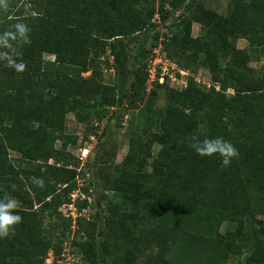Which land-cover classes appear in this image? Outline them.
Instances as JSON below:
<instances>
[{
    "label": "trees",
    "instance_id": "obj_1",
    "mask_svg": "<svg viewBox=\"0 0 264 264\" xmlns=\"http://www.w3.org/2000/svg\"><path fill=\"white\" fill-rule=\"evenodd\" d=\"M185 1L172 2L170 10L162 8L160 24L190 11L194 0L183 12ZM227 1L228 16L208 17L206 37L189 40L215 45L221 59L234 49L230 40L238 34L253 47L264 46L260 25L264 0ZM6 2L7 10L0 9V34L14 31L12 26L22 22L30 29L31 42H13L25 72L0 62V199L14 197L22 217L15 235L0 239V264H46L49 253L61 252L70 231L60 208L71 204L69 196L77 188L79 174V161L67 152L65 115L92 90L103 114L110 112L118 124L123 118L119 101L137 107L150 99L148 64L143 55L133 56L131 47L137 35L155 26L154 12L143 17L135 9L138 0ZM109 40L118 84L94 87L83 74L95 61L93 53L103 54ZM213 53L207 47L209 59ZM45 55L53 59L46 60ZM155 86L161 87L158 82ZM183 91L190 113L170 103L165 109L162 124L182 135L162 141L155 174L121 165L114 176L101 175L108 192L102 209L105 238L98 245L97 221L79 219L81 237L75 242L93 263L137 264L145 244L156 250L152 264H227L238 246L229 252L228 244L238 239L247 242L245 264H264V223L249 225L253 204L264 205V79L237 87L238 117L225 120L217 115L202 137L194 133L206 120L202 94L190 87ZM216 137L238 150L229 167H223L218 156L200 157L190 147ZM59 142L61 149L56 147ZM10 153L20 157L13 159ZM33 177L44 181L42 189L32 183ZM154 187L166 190L154 195L143 210ZM224 224L233 229L221 233Z\"/></svg>",
    "mask_w": 264,
    "mask_h": 264
},
{
    "label": "rangeland",
    "instance_id": "obj_2",
    "mask_svg": "<svg viewBox=\"0 0 264 264\" xmlns=\"http://www.w3.org/2000/svg\"><path fill=\"white\" fill-rule=\"evenodd\" d=\"M174 1L176 0H138L135 9L142 13L143 17L154 12L151 24L155 26L136 36L131 52L133 56L143 55L148 64L155 57L154 51L159 49L158 51L178 70L186 73L188 87L202 94L203 115L206 120L194 130L195 135L202 137V133L209 126L208 122L217 115L225 120L238 117L237 107L240 99L236 92L237 87L242 83H257L264 79V46L253 47L246 36L238 34L230 40L234 49L221 59L219 49L215 48V45H208L205 40L200 44L189 43V40H203L206 37L208 17L226 18L230 11L228 1L194 0L190 11H186L182 16L176 13L168 19L167 25L160 24L161 9L170 10V4ZM190 1H185L183 12ZM262 15L264 16V9ZM262 21L263 23L260 20V25L264 26V19ZM111 42H106L103 54L93 53L95 61L89 71L83 74L94 87H115L118 84L111 56ZM207 47L214 51L210 59L207 57ZM44 57L46 60L53 59L51 55ZM155 68L162 73L159 66ZM148 70L147 67V75ZM235 71H239L240 75L237 76ZM156 82L155 80L147 83L148 97H151L137 107H128L124 101L118 102L123 115L121 124H118L117 118L111 116L110 112L103 114L98 105V95L93 90L80 99L75 111L65 115L67 152L79 161V174L77 188L69 196L71 204L60 208L62 216L70 224V231H67L57 257L69 254L76 258L75 264H96L75 242H79L81 237L77 226L79 219L97 221L95 239L98 245L105 238L102 209L105 205L103 199L108 192L102 184L101 175L107 173L114 176L121 165H127L142 173L155 174L156 159L162 141H173L181 137L182 131L162 124L164 112L170 103L189 114L190 102H185V91L176 92L170 86L168 78H165L163 84L158 82L160 88L155 86ZM153 91L154 96L151 95ZM56 147L61 149V143H57ZM10 156L13 159L20 157L16 153H10ZM165 190L154 187L153 192L148 191L143 210L150 205L154 195ZM251 211L249 225L258 221L264 223L262 203H254ZM148 227L145 224L144 228ZM231 229V226L224 224L221 233ZM238 241L235 239L232 244H228L229 252L238 246L227 264H245L249 254L247 242ZM155 257V248L144 244L137 264H152Z\"/></svg>",
    "mask_w": 264,
    "mask_h": 264
},
{
    "label": "clouds",
    "instance_id": "obj_3",
    "mask_svg": "<svg viewBox=\"0 0 264 264\" xmlns=\"http://www.w3.org/2000/svg\"><path fill=\"white\" fill-rule=\"evenodd\" d=\"M7 8L6 0H0V9L7 10ZM12 27L14 31L0 34V62H4L5 67L11 68L17 73H23L26 70V65L23 62H17L19 53L14 48L13 42L17 45L30 44V29L22 22H17ZM3 49L7 51H2ZM190 147L200 157L214 158L218 156L223 167H229L239 155L234 145L222 137L196 141ZM32 183L41 189L44 187L42 179L33 177ZM12 187L15 189V185ZM17 209L18 201L14 197L5 196L0 199V239L15 235L16 228L22 223V217L17 214Z\"/></svg>",
    "mask_w": 264,
    "mask_h": 264
},
{
    "label": "built area",
    "instance_id": "obj_4",
    "mask_svg": "<svg viewBox=\"0 0 264 264\" xmlns=\"http://www.w3.org/2000/svg\"><path fill=\"white\" fill-rule=\"evenodd\" d=\"M156 49L154 51L155 57L148 63L149 82L155 80L160 84L164 83L165 78H168L170 86L177 91H183L188 87V79L185 72L178 70L174 64L160 51ZM159 66L162 73L160 74L155 68ZM159 75V77H157ZM76 258L73 255H62V257L54 256L49 253L46 259V264H75Z\"/></svg>",
    "mask_w": 264,
    "mask_h": 264
}]
</instances>
